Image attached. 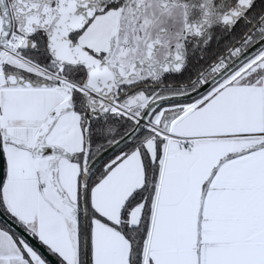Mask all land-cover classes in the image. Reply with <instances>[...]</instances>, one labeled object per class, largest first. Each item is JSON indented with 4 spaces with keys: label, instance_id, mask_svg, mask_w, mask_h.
<instances>
[{
    "label": "snow or ice",
    "instance_id": "1",
    "mask_svg": "<svg viewBox=\"0 0 264 264\" xmlns=\"http://www.w3.org/2000/svg\"><path fill=\"white\" fill-rule=\"evenodd\" d=\"M0 264H264V0H0Z\"/></svg>",
    "mask_w": 264,
    "mask_h": 264
}]
</instances>
